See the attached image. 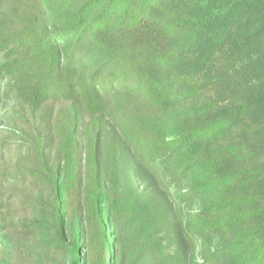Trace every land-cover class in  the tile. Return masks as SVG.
<instances>
[{
  "label": "trees",
  "instance_id": "obj_1",
  "mask_svg": "<svg viewBox=\"0 0 264 264\" xmlns=\"http://www.w3.org/2000/svg\"><path fill=\"white\" fill-rule=\"evenodd\" d=\"M0 264H264V0H0Z\"/></svg>",
  "mask_w": 264,
  "mask_h": 264
},
{
  "label": "rangeland",
  "instance_id": "obj_2",
  "mask_svg": "<svg viewBox=\"0 0 264 264\" xmlns=\"http://www.w3.org/2000/svg\"><path fill=\"white\" fill-rule=\"evenodd\" d=\"M21 204H18L17 202L11 203V209H10V215L12 218H16L17 220L20 217H25L27 215L26 209L23 207H19Z\"/></svg>",
  "mask_w": 264,
  "mask_h": 264
}]
</instances>
